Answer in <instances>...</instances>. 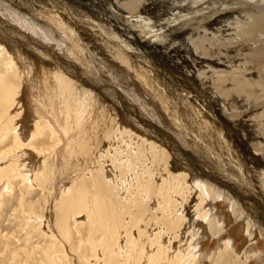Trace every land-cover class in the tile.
I'll return each instance as SVG.
<instances>
[{
  "label": "rangeland",
  "instance_id": "374dc122",
  "mask_svg": "<svg viewBox=\"0 0 264 264\" xmlns=\"http://www.w3.org/2000/svg\"><path fill=\"white\" fill-rule=\"evenodd\" d=\"M105 1H110V0H95V1L94 0H55V1L54 0H0V12H1L0 16L6 21H8V24H10L16 30H19V31L21 30L22 32H27V33H30L32 36H35L38 40L44 42L45 44L53 48V50L57 52L59 55L61 56L63 55L64 56L63 58H67L66 56H68L70 59H74L75 61L74 60L73 61L77 63V65H80L79 67H82V69H84V67L87 66V68H89L90 71H92L91 70L92 68H93V71L96 70L92 72L95 75H97L102 81H104L106 84L110 85L112 89L114 90L116 89V91H118V93L122 95L123 102H124L123 106L121 105L120 107L116 105V103L112 104L111 106L110 102L108 104V101H106L105 98H103L102 96H99L98 94L96 96L95 95L92 96V94L91 96L88 94H85L87 95L86 96L87 98H86L84 95L80 96L84 93L80 91L81 92L80 94L79 90L77 91V89H76L77 91V94H76V91L73 90L75 88L68 89L65 86H59L58 81H56V84H55L54 80L55 79L57 80V78L51 72H49L50 70L48 69L50 68L49 67L47 68V66H49L48 65L49 60L41 56L38 53L39 48L36 49L32 47V45H28L29 47L27 46L28 50L31 52V55H32V61L27 62L26 56L25 55L23 56L22 54L23 52L20 51L21 49L19 47L18 42L10 39L8 36H5L0 31V41H2L3 45L4 43L7 44L8 48L15 54V56L18 59V63H19L18 66L20 68V71L24 74L26 72V75L29 72H31V70L33 73H35V78H32V81L28 79L26 82H24L25 84L24 83L22 84L20 80L21 77L18 74L19 71L17 72L16 69L11 68L9 70L7 78H9V81L12 80L13 84H15L16 86L18 84L17 87L20 88L21 90L19 94L20 96L22 92L25 90V92H23L24 99H21L20 101L16 100V102L14 103L15 107L12 105L8 108V110H7L8 106L6 107V106L0 105L1 106L0 115L2 116L1 117L2 122L0 121V130L2 129L5 130V131L3 130L0 131V138L1 137L5 138V140L3 138L0 139V156L3 155L2 156L3 159L2 157L0 159V165L4 167L3 170L2 169L0 170V172L2 171L1 177L3 176L2 179H0V264H150V263L151 264H186V263L187 264H208L209 262L208 254L213 255V254H217L219 251L221 252V250L223 249L222 247L223 245L221 244H224L227 242L232 244V249L233 250L235 249L236 251L235 254L237 256H243V254H245L251 257L252 259V261L250 262L251 264H264V235L259 233V231H256V228L254 227H253L254 228L253 230L255 234L253 237V235H250L247 233V231H245L246 226L243 227L242 224L231 222L228 225V227L225 229L224 238L221 239V241L219 239L214 238V236L207 235V232L205 231L207 236L200 237L199 239L200 242L201 241L203 242L201 243L198 242L200 244L196 243L195 240L197 241L200 233L203 231L202 228L201 229L197 228L194 225L198 221H201L199 220L200 219L199 212H197L198 202L196 201V206H195L193 205L195 201L187 198V196L189 195L187 194L189 193L188 187H191L192 184L195 187V184L194 183L189 184L190 180L189 179H188L189 181L186 180L187 178L184 180L181 179L180 183L182 184H178L179 183L178 182L177 183L178 186L175 184L177 182L175 178H171V180L168 179L169 182L164 181L167 179L169 174H177L180 172V169H178L177 165H175V162L174 163L172 162V156L169 153L164 154V157L161 160L159 157L157 158V156L156 158L151 157L153 156L154 152H149L145 150L143 148L144 145L140 144L138 146H135V144H133V147L130 146V143H131V140H130V127H131L130 123L131 122L130 120L135 121V119L132 118V115L130 116V111L132 109H134L135 113L137 112L138 114H140V116L145 117L146 119H148L149 117L148 120L153 121V123H156L159 126H163L166 130L169 131V127L166 125L168 117L166 113L164 114V110L163 109H162L163 111L161 110V108L165 106V103L163 102V100H159V101L156 100L158 99V97L156 98V96L152 93V91H150L148 87H144L138 84V82L135 81L134 79L132 81L131 76H130V69L128 70V68H130L129 66H127L124 63H121L118 60L116 62V61H112L111 59H107V57L110 54H107L106 52L107 48L105 47V45L101 42H95V40H92L91 38L89 39L86 36V33L87 35L91 34L92 37L94 36V39L98 37L100 41L102 42L106 41V39L113 40L114 42L119 41L118 38L123 36V35L119 36L120 34L117 36L118 34L117 30L111 29L108 26L107 24L108 19L104 17V13L98 7L102 5L103 7L106 6L108 8V5L105 3ZM127 1L128 0H121L120 1L121 3H119V6L117 5L116 6L117 8H115V10H111V12L112 11L113 12L111 13V15H108V16L112 17V15H114L121 24H123L125 27L129 29L131 28L132 30H135L138 34L144 31L143 29H144L145 23H148L149 26L152 27V25L154 24L153 23L154 20L152 17L154 16V14L160 13V11L163 13H167V16H171V14L173 13L175 14V12L176 14L186 13L185 9H181V8L179 9L177 7L179 6L183 7V3L186 2L187 0H140V1L138 0V2L142 3L141 4L142 7L139 8L140 11L139 9L129 10L127 8V5H124L125 2ZM237 1H240V0H200V1L193 0V2L202 3L204 6H207V7L208 6L211 7V4L212 6H220L221 4L233 5V3L235 4ZM93 2H96V3H93ZM51 4L56 5V6L60 4L58 5V8L60 7L59 9L63 10L69 16L73 15L74 20H77V18H79L83 14L86 17L84 19H87L90 17V19L93 22L97 21L96 23L94 22L93 24L96 27H98L96 29L97 32L101 30L99 31L100 34L95 33L91 29H86V30L82 29V31L81 30L78 31L79 33L81 32L82 34L78 33L76 35L75 33L71 34L69 31H66V30L64 31V29L61 26L60 28L62 30L57 27H51V24L55 25V22H53L52 20L46 17L48 12L50 11ZM237 13L234 12L232 14H227L224 16L221 14L218 15L219 13L218 14L216 13L215 16L219 17L217 19V22L213 24L211 27H207L208 29H206L208 30L207 31L208 36L215 35L219 39L225 38V37L226 38L230 37L229 39H232L230 43V47H229V52H228L229 54L226 55V57H223L222 58L223 60L218 59V60H221L222 63L224 61H225L224 63L227 62L225 64L227 66L229 65L233 66L239 61L241 62V60L245 59L244 56H242L246 52L244 46L264 44V26H263L264 19L261 18V21L258 20V18L255 19L258 22L257 24H259L260 27L258 26V29H253L251 31L248 29L249 27L247 26V20H245L246 16L243 13H240V14L239 12ZM83 15L81 16L82 18L84 17ZM41 17H43L42 18L43 20L41 19ZM94 17L97 18V20H95ZM49 21L51 23H49ZM101 22L103 23V27H101V25L99 26ZM45 27L46 29H43ZM155 28L157 29L158 27H155ZM218 30L220 31L222 30L221 33L220 32L218 33ZM223 30H225V33L223 32ZM46 31L47 32L49 31V32L47 33ZM84 31H86V33ZM113 32L114 34L117 32L115 34L117 37H115ZM101 33L103 34V36H100ZM188 35L189 34L187 35L183 34L181 35V37L179 36V37L172 39V44L177 46L176 47L177 49L175 50L174 48H170L171 50L170 55L172 56L171 57L172 59L168 58L166 60L167 62L164 61L162 63V65L163 66L165 65V67L170 65L167 68V70L169 71L171 75L175 74V70L172 68L175 65L174 63H177V65H180L181 67L186 68L187 66H185L186 63L184 61L190 60L188 56L189 53H187L188 50L184 47V43H183L185 41L186 36ZM52 36H54V38ZM77 37L80 40V42L83 41L82 42L83 44L82 43L81 44L79 43L78 45L75 44V42L79 41ZM71 41H73L75 45L73 44V42L71 43ZM14 42H16V44H14ZM217 42L218 44L221 43L219 41ZM117 44L121 46L122 42H118ZM118 45L117 47L115 45H112L113 46L112 48L114 50L119 49V51H121V48ZM122 45L123 46L121 47H124L128 49V51H130L131 47L129 48V45L128 47L126 44L125 45L122 44ZM83 51H85V53H83ZM221 51H224V48H222ZM80 56L82 60L78 58ZM145 57L148 58L147 60L150 63L152 64L156 63L157 65L158 63L157 59L159 58L151 56V55L150 56L147 55ZM149 57L151 58L149 59ZM254 59H252V63H247L249 65H253L251 68H249V65H245V66L251 69V71L254 69V72L256 68H259V70H262V73H260V75L262 74L263 76L262 79L264 80V63L261 64L256 58ZM22 62H24L23 65H22ZM90 63L93 65L91 66ZM16 74H18L19 76ZM163 74H164L165 80H171L172 77L170 74L167 73V71H164ZM50 79L52 83L50 82ZM132 83H134V85ZM163 86H164L163 84H160V88L162 89L163 94L165 93L164 95H166L168 93V92L166 93V91L169 90V87L168 85H165L164 87ZM54 88H56L55 91H54ZM61 88H63L64 91L62 89V91L56 92L58 90H61ZM61 92L62 94H64L63 95L64 99H62L63 96L61 95ZM65 92L66 93L69 92L73 97L69 94L67 95ZM54 93L55 94L57 93V94L55 95ZM60 95L62 96V98ZM67 96L68 98L72 97L73 98L72 100L74 101L75 104L72 103V100L70 99L69 101L71 102L69 101L67 102V99H68ZM75 96H77L78 104L76 102L77 100H74L76 99ZM166 96H164L165 101H168L171 109H173L172 107L174 108L177 107L174 109L177 112L183 109L182 106L184 105V102H186V104L189 102V99L181 100V98L179 99L173 96L170 97L169 95H166ZM78 97L81 98L80 101H79L80 98ZM82 97L84 98L83 101H82L83 99ZM101 98L104 100H101ZM56 99L57 100L59 99V100L57 101ZM87 99L89 100V102H93V103L92 104L89 103ZM81 101L84 103H82ZM170 102H173V103H170ZM68 103L70 104L72 103V106L70 107ZM161 103L164 106H162ZM178 103H181V104L178 105ZM20 104H21V107H20ZM73 106L78 107L79 111L76 110V107L74 108ZM151 106L155 108L152 109ZM157 106H159L160 109H158L159 107L157 108ZM19 107L20 108L23 107V108L19 109ZM61 107L63 108L70 107V108L69 109L66 108L67 111L66 109H64L65 111L64 112L63 110H61L62 109ZM72 107H73V110H71ZM178 107L179 108L181 107V109H179ZM109 108H112V109L114 108L113 109L114 111L112 109H110L109 111ZM115 108L117 109V111ZM81 109H83L84 111H82ZM19 110L22 113L19 112ZM68 110L70 113L68 112ZM11 111L13 114L12 116H11ZM16 111L17 113L15 114ZM115 111L117 115L115 114L114 116L113 114L115 113ZM66 112L68 113L67 116H66L67 114ZM5 117L7 118L9 117V118L7 119ZM43 119L46 121V123H43L44 122ZM38 121H40L39 123L47 124L49 127L51 126V128L48 129L47 127H45L46 129H44L43 131L44 135L41 136V138L36 137L34 139L33 142L35 143V145L40 147L41 149L40 152L37 153L32 146H28L27 144L29 141L32 142V137H33V133L35 129L33 125H35V123H37ZM7 122L8 124L6 125ZM111 122L113 124H111ZM134 125L136 129H140L141 131H144L143 127H141L138 124V122L134 123ZM63 126L64 127L66 126L65 129ZM110 127L111 129H113V133H110L112 132ZM246 129L240 126L239 128H237V131L240 134H244L246 132ZM66 130L68 131L65 132ZM51 131L53 133H51ZM106 132L111 136H109ZM3 133L4 134L9 133V136L4 135ZM15 133H17L18 135L17 139L13 138ZM21 134L23 137L22 136L20 137ZM172 134L174 133L172 132ZM26 135L27 137H25ZM174 135H175V140L177 141L179 148L182 151L189 153L192 149V146L187 144L186 142H183V140H181V138L179 137L180 135L178 134H174ZM22 138H25L23 140H25L26 143L22 142ZM19 141L22 144L24 143L28 146L27 150L24 144L18 145ZM133 142H136V139L134 138V136H133L132 143ZM16 144L21 147H18ZM130 148H133L131 149L133 153L137 152V154L141 156H144L145 154V157L147 158L143 157V160H140V158H138L137 161H135V164L133 163V166L130 167V161H128L130 160ZM116 149L119 150V152ZM105 151H108V152L105 153ZM219 151L223 152L221 148L219 149ZM32 153H34L35 155ZM118 153H121V156H119L120 154ZM236 153L240 154V150L236 149ZM116 154H117V157H114ZM148 154H149V157H148ZM168 154L170 157H168ZM7 155L9 156L10 159L6 158L8 157ZM11 155L15 157L17 155V157L15 158L17 160H15L14 157H11ZM18 155H20L19 156L20 160L18 159L19 158ZM119 158L121 159V161ZM9 161L11 164L5 163V162L8 163ZM127 162L129 164V167L126 166ZM14 163H17V164H14ZM123 164L126 167H124ZM173 165L174 167H172ZM10 166L11 168H9ZM166 167H169V168L167 169ZM142 168H145L146 170H148L149 174L147 173V171H146L147 174H145L144 173L145 169H142ZM149 169L151 170V172H149L150 171ZM23 170L24 171L26 170V171L24 172ZM8 171H10L9 174H8ZM158 172H160V174ZM154 175L157 176V179H156V176ZM164 175L167 177H165ZM173 176H176V175H173ZM147 179L149 180V182H147L148 181ZM1 180H3V182L4 183L6 182V183L4 184ZM153 181L157 183L153 185ZM143 182L145 183L147 182L146 189L140 192L142 189H144L142 186L145 187L144 185L145 183L143 184ZM159 182H162V183H159ZM81 183L84 186L86 185V188L88 191L87 199L90 202L88 203V207H89L88 209L90 211L92 210V212H94L93 214L96 215L92 200L96 199V196H97L99 199L103 200L106 208H108L110 211L115 213V215L120 221L118 222V224H113L115 221L113 217L108 218L109 221H106V225L107 224L109 225L107 226L110 230H106L104 228L106 230L105 231L103 228H101V226L99 225V222L98 223L95 222L94 219L93 221H90V218L88 217L90 216L89 215L90 212L88 209H85V211H83V209L78 210L77 211L78 213L74 212L73 214L69 212L68 214V212L63 207L62 201L64 200V198L70 196V194L73 192L71 191V189L73 190V188H75L76 185L77 186L81 185ZM97 183H100V185ZM185 183L187 185H185ZM170 184H172L173 187ZM174 184H175V187H174ZM95 185H96V188H95ZM147 185H149L150 189L153 188L155 190L151 189V192H150V189H148ZM183 186L185 189H183ZM161 187L162 189H157ZM167 187H170L171 189ZM102 188H103V191L105 192L102 191ZM113 188L116 191H114ZM138 188H141V190ZM197 188L198 190H200V188L196 186L194 188V191ZM178 189L179 190L182 189L185 192L181 190V193H180ZM170 190H173L172 192L174 193L173 194L170 193L171 192ZM186 190H187V193H186ZM135 191H137V193ZM155 191L156 193L158 191L161 193L162 191L161 195L163 194L164 197L161 196L160 193L156 195ZM164 191H169L168 193L170 195L166 194V197H165L164 194L167 192L164 193ZM143 192L145 193L144 195L146 196L145 199L143 196ZM152 192L155 195L152 194ZM203 192L204 191L200 190V195H202ZM146 193L148 194V196ZM133 194L136 196L138 195L137 196L138 198L139 197H142V198H139L138 200V198L134 197ZM203 194L204 196H207V194L205 193ZM100 195H103L104 198L106 197L105 200L102 196L99 197ZM168 195L169 197L173 195L172 197L176 198L178 201L173 198L172 200L173 203H172L171 202L172 198H169L168 200H165L163 203V201L161 200L167 199ZM180 195H182V197ZM197 196H198V193H197ZM132 197L137 198L136 199L137 202L136 200H134L135 202L131 201V199H133ZM159 197H161L162 199ZM149 199H151L153 202L150 201ZM182 199L184 200L186 199V200L184 201ZM180 200L184 202V204L186 205L185 207H184V204ZM159 201L161 203H159ZM174 201L175 203L177 201L178 204L177 203L175 204ZM151 202L153 203V205L151 204ZM165 202L167 204H165ZM168 202H170L169 205L171 206L166 208V206L168 205ZM136 203H138L139 205H137ZM174 204L177 207L173 206ZM215 204L213 207L214 208L213 210H215L214 214L215 212H217L216 215L220 216L221 218L222 216L223 218H225L229 211L228 205L225 204L224 202H220V203L217 202ZM124 205H125V209H124ZM178 205H181V206H178ZM135 206L136 208H134ZM181 207H183L185 211L183 209L182 211H180ZM171 208H173V210ZM170 209L172 212H169ZM188 209L190 210L194 209V211L197 214L194 211H190V210L187 213ZM123 211L126 214L123 213ZM177 213L178 215H175ZM183 213H184V219H181V216ZM189 217L191 218L193 217L192 221ZM110 219L112 220V222L110 221ZM64 222H65V226H63V228H60L62 227V225H64ZM58 223H60V225ZM171 225L172 227H170ZM64 228L67 231L66 236H65L66 234L65 230H63ZM192 228H194L197 231L196 232L195 230L193 231ZM111 229L116 232V235H113L112 238L109 237L112 231ZM159 229L162 231H160ZM148 234H150V236ZM187 237H190V238H187ZM144 239L146 240L144 241ZM153 240H157L156 241L157 245L156 244L155 246L151 245L152 242H154ZM190 250H193L194 253L191 252ZM145 252H147V254ZM142 253L144 254L142 255ZM186 253L187 254L189 253V254L187 255ZM168 254L169 256H167ZM258 256H261V260L258 259ZM171 257L174 261L171 259Z\"/></svg>",
  "mask_w": 264,
  "mask_h": 264
},
{
  "label": "bare ground",
  "instance_id": "6f19581e",
  "mask_svg": "<svg viewBox=\"0 0 264 264\" xmlns=\"http://www.w3.org/2000/svg\"><path fill=\"white\" fill-rule=\"evenodd\" d=\"M120 1L121 0L105 1V3L108 5V8L106 6L103 7L102 5L98 6V7L104 13V17H106L108 19V21H107L108 26L111 29L117 30V32H118L117 36L120 34L119 36L123 35L125 37L122 36L123 38L120 37V38H118L119 41H115V42L113 40H108V39H106V41L102 42V41H100V39L98 37H96L94 39V36L92 37L91 34L87 35L86 31H84V32L86 33V36L89 39L91 38L92 40H95V42H101L105 45V47L107 48V51H106L107 54H110L107 57V59H111L112 61H116V62L118 60L121 63H124L130 67V68H128V70L130 69V76H131L132 81L134 79L135 81L138 82V84H140L144 87H148L150 89V91H152V93L156 96V98L158 97V99L155 98L156 100H158V101L163 100V102L165 103V106L162 105V103H161V105L164 106L161 108V110L163 109L164 114L166 113V115L168 117L166 125L169 127V131H168L163 126H159L156 123H153V121L148 120L149 117H148V119H146L145 117L140 116V114H138L137 112L135 113L134 109H132L130 111V116L132 115V118H134L135 121L130 120V122H131L130 123V125H131V127H130V140H131L130 146L133 147V144H135V146H138L140 144L144 145L143 148L145 150L155 153V155L153 153V156H151V157L156 158V156H157V158L159 157L161 160L164 157V154L169 153L172 156V162L173 163L175 162V165H177L178 169H180V172L177 174H169L168 177L164 175L165 177H167V179L164 181H168V179L171 180V178H175V180L177 181L175 184L178 186V184H182V183H180L181 179L184 180L187 178L186 180H188V179L190 180V183L188 182L189 184L194 183L195 187L198 186L200 188V190L204 191L203 193L207 194V196H204L203 193H202V195H200V190H198V188L195 189V191H194L195 187L193 184H192L193 186L191 185V187H188L189 193H187L188 189L186 190V193L189 194L187 196V198L195 201L194 204L193 203L192 204L196 206V201L198 202L197 212H199V218H200L199 220H201V221H198L196 224H194V223L193 224L197 228H200V229L202 228L203 231L200 233L197 241L195 240L196 243L200 242L199 241L200 237H205L207 235L214 236V238L219 239L221 241V239L224 238L225 229L228 227V225L231 222L242 224L243 227L246 226L245 231H247L248 234L253 235V237L255 234V232L253 230L254 228H256V231H259V233L264 235V80L262 79V77H263L262 74L260 75V73H262V70H259V68L255 67L256 68L255 72H254V69L251 71V69H249V68H251L253 65L247 64V63H252V59H254V58H256L261 64L264 63V44L258 43L259 45L255 44V45H251V46L246 45L247 47L244 46L246 52L242 56H244L245 59L241 60V62L238 60L239 61L238 63H236L237 62L236 61L235 62L236 64H234L233 66H231V65L227 66V65H225L227 62L224 63L225 62L224 61L223 62L224 64H223L222 61L218 60V59H222L223 57H226V55L229 54L228 52H229V47H230V43H231L232 39H229L230 37L229 38L225 37V38L219 39L215 35L211 36L210 34H209L210 36H208L207 35L208 30H206V29H208L207 27H211L213 24H215L217 22V19L219 17L215 16L216 13L217 14L219 13L218 15L221 14L224 16L227 14H232L234 12H236V13L239 12V14L243 13L246 16L245 20H247V26L249 27L248 28L249 30L252 31L253 29H258L259 24H257L258 22L255 19L258 18V20H260V21H261V18L264 19V0H249V1L248 0L247 1L246 0H240V1H237L235 4L233 3V5L221 4L220 6H212V4H211V7L210 6H208V7L204 6L202 3L193 2V0L192 1L187 0L186 2L183 3V7L182 6L177 7L179 9L180 8L185 9L186 13L176 14V12H175V14L173 13V14H171V16H167V13H163L160 11V13H156L152 17L154 20V22H153L154 24L152 25L153 28L151 26H149L148 23H145V24L143 23L145 25L144 29H143L144 31L141 33L139 32L140 34H138L135 30H132L131 28L129 29V28L125 27L123 24H121L119 22V20H117V18L114 15H112V17L108 16V15H111V13L113 12V11L111 12V10H115V8H117L116 6L117 5L119 6V3H121ZM96 2H93V3H96ZM203 3H205V2H203ZM63 4H64V2H63ZM141 4L142 3L138 2V0H128L127 2H125L124 5H127V8L129 10L130 9L131 10H138L140 7H142ZM58 5H60V4H58ZM58 5L56 6V5L51 4L50 11L48 12V14L46 16L47 18H49L50 20L55 22V25L51 24V27L60 28V26H61L64 29V31L66 30V31H69L71 34L75 33L76 35L79 33L78 31H80V30L82 31V29L83 30L91 29L95 33H99V31H101V30H99L97 32L96 29L98 27H96L93 24L94 22L96 23L97 21L93 22L90 19V17L87 19H84L86 17H85V15L82 14L84 16L82 18L81 13H80L81 16L79 18H77L78 21L74 20L73 15L72 16L67 15L63 10L59 9L60 7L58 8ZM143 8H141V9H143ZM139 11H140V9H139ZM142 14H143V12H142ZM120 15H121V13H120ZM168 15H170V14H168ZM239 16H241V15H239ZM42 18L43 17H41V19ZM131 18H133V17H131ZM138 18H139V16H138ZM135 19H133V20H135ZM42 20H40V21H42ZM95 20H97V18H95ZM74 21H75V23H74ZM132 22H134V21H132ZM142 22H143V20H142ZM31 23H32V21H31ZM49 23H51V22L49 21ZM100 25H101V27H103L102 22H101V24H99V26ZM46 26H48V25H46ZM240 26H239V28H240ZM137 27H139V26H137ZM155 27H158V28L156 29ZM43 29H46V27ZM47 29H48V27H47ZM0 31L5 36H8L10 39L18 42L19 47L21 49L20 51L23 52L22 53L23 56L24 55L26 56L27 62L32 61V55H31V52L28 50V47H29L28 45H32V47H34L36 49L39 48L38 53L41 56H43L49 60V62H48L49 66H47V68L49 67L50 68V69H48V70H50L49 72H51L57 78V80L56 79L54 80L55 84H56V81H58L59 86H65L68 89L75 88L73 90L76 91V89H77V91L79 90V92L80 91L83 92L84 94H82V95H80L81 94V92H80V94H79L80 96L84 95L86 97L87 95H85V94H88L90 96L92 94V96L93 95L96 96L98 94L99 96H102L103 98H105L106 101H108V104L110 102L111 106L114 103H116V105H118L119 107L121 105L123 106L124 102H123L122 95H120L118 93V91H116V89L115 90L112 89L110 85L106 84L97 75H95L93 72L96 70L93 71V68L91 69L93 72L90 71V69L87 68V66H85L87 69L85 67H84V69H82V67H79L80 65H77V63L74 62L75 61L74 59H70L68 56H66L67 58H63L64 57L63 55L62 56L59 55L57 52H55L53 50V48H51L49 45L45 44L44 42L38 40L35 36H32L30 33L22 32L21 30L19 31V30H16L15 28H13L10 24H8V21L3 19L1 16H0ZM221 31L218 30V33L219 32L221 33ZM261 31H263V30H261ZM261 31H259V32H261ZM223 32L225 33V30H223ZM79 34H82V33L80 32ZM113 34H114V32H113ZM183 34H186V35L189 34L188 36H186L185 41L183 43H184V47L188 50L187 53H189L188 56H189L190 60L184 61L186 63L185 66H187L186 68L181 67L180 65H177V63H174L175 65L172 68L175 70V74L171 75L169 73V71L167 70V68L170 65L167 64L168 66L165 67V65L163 66L162 63L164 61H166L168 58L172 57L170 55V51H171L170 48H174L175 50L177 49L176 48L177 46L172 44V39L179 37V36L181 37V35H183ZM76 35H75V37H76ZM100 36H103V34L101 33ZM117 36L115 35V37H117ZM226 36H228V35H226ZM52 37L54 38V36H52ZM68 38H70V37H68ZM77 39H78V37H77ZM60 41H62V40H60ZM217 41H219L221 43L218 44ZM16 42H14V44H16ZM72 42L73 41H71V43ZM82 42H80V40H79V41L75 42V44L78 45L79 43L81 44ZM118 42H122V44H124V45L126 44L127 47L129 45V48L131 47L130 51H128V49H126L124 47H121V46H123L122 44H121V46H119L117 44ZM73 44H74V42H73ZM112 45H115L116 47L118 45L121 48V51H119V49L114 50L112 48L113 47ZM222 48H224V51H221ZM15 49H16V47H15ZM85 51H83V53H85ZM146 54L149 56L151 55V56L159 58V59L156 58L158 61V63H157L158 66L156 65V63L155 64L150 63L147 60L148 58L145 57V56H147ZM76 55H77V53H76ZM81 56L78 57L80 60H82ZM150 58L151 57H149V59ZM239 58H240V56H239ZM47 59H45V60H47ZM233 61H235V60H233ZM18 64L19 63H18L17 57L8 48V45L5 43L3 45L2 41H0V105L6 106V107L8 106L7 110L10 106H12V105L14 106V103L16 102V100L20 101L21 99H24L23 98V96H24L23 92H25V90H24L22 92L21 96L19 95L21 90H20V88L17 87L18 84L16 86L15 84H13L12 80L9 81V78H7L9 70L12 68V69H16L17 72L19 71L18 74L21 77L20 80H21L22 84L24 82H26L28 79H30V81H32V78H35V73H33L32 70L27 75H26V72H25V74L22 73L20 71ZM23 64H24V62H22V65ZM30 64H32V63H30ZM92 65L93 64H91V66ZM245 65H249V68L246 67ZM113 66H115V65H113ZM25 67H27V66H25ZM94 69H95V67H94ZM126 69H127V67H126ZM25 70H26V68H25ZM29 71H30V69H29ZM164 71H167V73L171 75V77H172L171 80H165V77L163 74ZM18 74H16V75H18ZM231 74H232V76H231ZM50 82H51V79H50ZM134 83H132V84L134 85ZM160 84H163L164 86L168 85L169 90L166 91V93L168 92L166 95H169L170 97L173 96V97H176L179 99L181 98V100L182 99H187V100L189 99V102L187 104H186V102H184V105L183 106L181 105L183 107V109H181V107L180 108L178 107L179 109H181V111H178V112L175 111L174 109L177 107H175V108L172 107L173 109H171L168 101H165V99H164V96H166V95H164L165 93L163 94L162 89L160 88ZM23 88H24V86H23ZM56 88H54V91ZM166 88H167V86H166ZM62 89L63 88H61V90H58L56 92H60V91H62ZM63 91H64V89H63ZM77 91H76V94H77ZM94 93H96V94H94ZM66 94L71 95L69 92ZM61 95L63 96L64 94H62V92H61ZM73 95H75V94H73ZM62 96H61V98H62ZM72 97L68 98V96H67V98H68L67 102L69 101V99L72 100L73 99ZM75 98L76 99H74V100H77V96H75ZM78 98H80V97H78ZM62 99H64V96ZM80 100H81V98L79 99V101ZM83 100H84V98L82 99V101ZM101 100H104V99L101 98ZM187 100H185V101H187ZM87 101L89 102L88 99H87ZM69 102H71V101H69ZM76 102L78 104V100ZM81 102H79V103H81ZM62 103H64V102H62ZM72 103H74L73 100H72ZM72 103L71 104L68 103L70 105V107L72 106ZM82 103H84V102H82ZM89 103L92 104L93 102H89ZM155 103H156V101H155ZM158 103H160V102H158ZM170 103H173V102H170ZM179 104H181V103H178V105ZM174 105H175V103H174ZM172 106H173V104H172ZM20 107H21V104H20ZM20 107H19V109L23 108V107L22 108H20ZM70 107H64V108L61 107L62 109L61 108L60 109L64 111V109H66V108L69 109ZM73 107L75 108L76 106H73ZM73 107L71 108V110H73ZM158 107L159 106H157V108ZM153 108H155V107H152V109ZM110 109H112V108H109V111H110ZM158 109H160V107ZM61 110H60V112H61ZM76 110L79 111L78 107H76ZM81 110L84 111L83 109H81ZM118 110H119V108H118ZM12 111H11V116L13 115ZM66 111H67V109H66ZM116 111H117V109H116ZM116 111H115V113L113 112L114 116L116 114ZM19 112H21V111L19 110ZM68 112H69V110H68ZM16 113H17V111L15 112V114ZM81 113H83V112H81ZM157 113H159V112H157ZM83 114H85V113H83ZM153 114H154V112H153ZM164 114H162V115H164ZM67 115H68V113L66 114V116ZM160 116H161V114H160ZM1 117L2 116L0 115V121L2 122ZM5 118H7V117H5ZM160 118H158V119H160ZM161 120H163V119H161ZM39 122L40 121H38L37 123H35V125H33L35 129L33 128L34 133H33V137H32V142L27 141L28 142L27 145L32 146L37 153L40 152L41 149H40V147L35 145V143L33 142L34 139L36 137L41 138V136L44 135L43 131H44V129H46L45 127H47L48 129L51 128V126L49 127L47 124H42ZM136 122H138V124L141 127H143L144 131H141L140 129L135 128L134 123H136ZM43 123H46V121L44 120ZM7 124H8V122L6 123V125ZM111 124H113V123L111 122ZM235 125H237V126H235ZM240 126L244 127L245 129L247 128L246 132L244 134L238 133L237 128H239ZM12 127H14V126H12ZM65 127H64V129H65ZM111 127H110V129H111ZM2 130L5 131L4 129H2ZM2 130H0V131H2ZM9 130H7V131H9ZM111 130H112V132H110V133H113V129H111ZM67 131L68 130H66L65 132H67ZM172 132L174 134L180 135L179 137L181 138V140H183V142H186L187 144L192 146V149L189 153H186L179 148L178 143L175 140V135L172 134ZM10 133H12V132H10ZM51 133H53V132L51 131ZM22 134L20 135V137L22 136ZM4 135L9 136V133L4 134ZM109 136H111V135H109ZM133 136L136 139V142L132 143ZM25 137H27V135ZM2 138L5 140L4 137H1L0 139H2ZM13 138L14 139L18 138L17 133H15ZM23 139H25V138H22V142H25V140H23ZM23 144L20 141L18 143V145H23ZM27 145L24 144V146L26 147V150L28 147ZM18 147H21V146H18ZM220 148H221V150H223V152L219 151ZM131 149H133V148H130V160H128V161H130V167L133 166V163L135 164V161H137L138 158H140V160H143V157H145V154H144V156L138 155L137 152L133 153ZM236 149L240 150V154L236 153ZM26 150H24V151H26ZM117 151L119 152V150H117ZM106 152H108V151H105V153ZM23 154H24V152H23ZM32 154H34V153H32ZM118 154H120L119 156H121V153H118ZM169 154H168V157H170ZM20 155H18V157ZM2 156L3 155L0 156V159ZM11 157H14V159H15L17 157V155H16V157L11 155ZM114 157H117V154ZM148 157H149V154H148ZM6 158H9V156ZM145 158H147V157H145ZM2 159H3V157H2ZM18 159L20 160V157ZM4 160H5V158H4ZM11 160H12V158H11ZM15 160H17V159H15ZM10 161L8 163L7 162H5V163L11 164ZM120 161H121V159H120ZM124 163H126V162H124ZM163 163H164V161H163ZM14 164H17V163H14ZM0 166L2 167V165H0ZM4 166H5V164H4ZM123 166H124V164H123ZM126 166L129 167L128 162H127ZM126 166H124V167H126ZM1 167H0V170L1 169L3 170L4 167H2V168ZM172 167H174V165ZM9 168H11V166ZM166 168L168 169L169 167H166ZM24 169H25V167H24ZM142 169H145V168H142ZM8 170H10V169H8ZM175 170H177V169H175ZM10 171H12V170H10ZM10 171H8V174ZM146 171L148 173V170L145 169V171H144L145 174H147ZM167 171H169V170H167ZM1 172H0V179H2V177H3V176L1 177ZM149 172H151V170ZM4 173H5V171H4ZM158 173L160 174V172H158ZM159 174H158V176H159ZM2 175H4V174H2ZM173 175H176V176H173ZM154 176H156V175H154ZM156 179H157V176H156ZM1 181L3 182V180H1ZM147 182H149V180ZM144 183L145 182H143V184ZM146 183L144 184L145 187L142 186V184H141V186L144 189L141 190V188H138L141 190L140 192H142L143 190L146 189ZM156 183L157 182L153 181V185H155ZM159 183H162V182H159ZM97 184L100 185V183H97ZM175 184H174V187H175ZM170 185L172 186V184H170ZM185 185H187V184L185 183ZM177 186H176V188H177ZM108 187H109V185H108ZM147 187H148V189H150L149 185H147ZM162 187L157 188V189H162ZM170 187H167V188H170ZM180 187H181V185H180ZM95 188H96V185H95ZM151 189L155 190L153 188H151ZM151 189H150V192H151ZM183 189H185L184 186H183ZM181 190L178 189V191H180V193H181ZM71 191H73V192L70 194V196L64 198V200L62 201L63 207L68 212V214H69V212H71L73 214L74 212H77L78 210L83 209V211H85V209H88L89 208L88 203H90V202L87 199V192L88 191H87L86 185L84 186L81 183V185H78V186L76 185V187L73 188V190L71 189ZM102 191H103V188H102ZM114 191H116V190L114 189ZM137 191H139V190H137ZM137 191H135V192L137 193ZM156 191H155V193H156ZM162 191H161V193H162ZM170 191H171L170 193H172V194L174 193V192H172L173 190H170ZM182 191H184V190H182ZM103 192H105V191H103ZM150 192H149V194H150ZM165 192H167V193H165ZM168 192L169 191H164L165 197H166V194H169ZM136 193H134V194H136ZM147 193H148V191H147ZM159 193L160 192L158 191L156 193V195ZM161 193H160V195H161ZM197 193H198V196H197ZM144 194L145 193L143 192V196L145 199L146 196ZM152 194H154V193L152 192ZM98 195H99V193H98ZM133 195H131V196H133ZM139 195H140V193H139ZM169 195H168V198L164 199V200L161 197H159V198L162 199L161 201H163V203L165 200L172 198L171 202L173 203L172 200L174 197H172L173 195L169 197ZM101 196L103 197V195H100L99 197H101ZM137 196L134 195V197H137ZM147 196H148V194H147ZM150 196H152V195H150ZM161 196H163V194ZM180 196L182 197V195H180ZM93 197H92V199H93ZM105 198H104V200H105ZM137 198H133V199H131V201H134ZM139 198H142V197H139ZM139 198H138V200H139ZM174 199L177 200L176 198H174ZM189 199H187V200H189ZM149 200L152 201L151 199H149ZM182 200H184V199H182ZM92 201H93V207L95 208V214L96 215L93 214L94 212H92V210L90 211L88 209L90 212V214H89L90 216H88L90 218V221H93V219H94L95 222H97V223L99 222V225L101 226V228H103V229L105 228L106 230H110L108 228L109 225L108 224H107L108 226L106 225V221H109L108 218H110V217L114 218L115 221L113 224H118V222H120L119 219L117 218V216L115 215V213L110 211L108 208H106L102 199H99L96 196V199H93ZM177 201H176V203H177ZM193 201H191V202H193ZM62 202H61V204H62ZM136 202H137V200H136ZM152 202H151V204L153 205ZM217 202L218 203L224 202L225 204L228 205L229 211H228V214L225 218H223V216L221 218L220 216L216 215L217 212H215V214H214L215 210H213L214 209L213 207H214V204ZM159 203H161V202L159 201ZM169 203L170 202H168V205H169ZM174 203H175V201H174ZM182 203L184 204V202H182ZM136 204L139 205L138 203H136ZM165 204H167V203L165 202ZM175 204L173 206H175ZM168 205L166 206V208L171 206V205H169V206ZM181 205H178V206H181ZM185 206L186 205L184 204V207ZM175 207H177V206H175ZM134 208H136V206ZM173 208H171V209L173 210ZM124 209H125V205H124ZM171 209L169 212H172ZM182 209H183V207H181L180 211H182ZM162 210H163V208H162ZM189 210L190 209L187 210V213ZM190 211H194V209L190 210ZM167 212H168V210H167ZM169 212H168V214H169ZM123 213H125V212L123 211ZM68 214H67V216H68ZM175 215H178V213ZM148 217H150V216H148ZM174 217H176V216H174ZM177 217H179V216H177ZM189 218L192 221L193 217L192 218L189 217ZM196 218H198V217H196ZM181 219H184V213L182 214ZM110 221L112 222L111 219H110ZM62 222H60V223H62ZM60 223H58V224L60 225ZM184 224H185V222H184ZM63 226H65V222H64V225H62V227H60V228H63ZM170 227H172V225ZM187 227H189V226H187ZM65 228L63 230H65ZM103 229H101V230H103ZM192 230L194 231L195 229L192 228ZM160 231H162V230H160ZM196 231L197 230H195V232ZM205 231L207 232V235H206ZM65 232H66V234H65V236H66L67 231L65 230ZM113 235H116V232L114 230L111 231L109 237L112 238ZM148 235L150 236V234H148ZM180 237H182V236H180ZM187 238H190V237H187ZM181 239H183V238H181ZM145 240L146 239H144V241ZM202 240H204V239H202ZM153 241L154 242H152L151 245L155 246V244L157 243L156 242L157 240H153ZM201 242H203V241H201ZM200 243H198V244H200ZM135 244H137V243H135ZM221 245H223L222 246L223 249L221 250V252L219 251L217 254H213V255L208 254L209 257L206 256V257H208V260H209L208 264H251L250 263L252 261L251 257L247 256L245 254H243V256H237L235 254L236 253L235 249L234 250L232 249L231 243L227 242V243H224ZM111 247H113V246H111ZM178 248H179V246H178ZM193 250H190V251L193 252ZM145 253L147 254V252H145ZM143 254L144 253H142V255ZM175 254H177V253H175ZM167 256H169V254ZM134 259H135V257H134ZM171 259H172V257H171ZM193 259H194V257H193ZM258 259L261 260V256H258ZM180 262H182V261H180ZM188 262H190V261H188ZM191 262H193V261H191Z\"/></svg>",
  "mask_w": 264,
  "mask_h": 264
}]
</instances>
